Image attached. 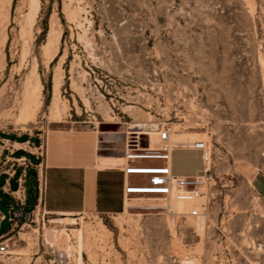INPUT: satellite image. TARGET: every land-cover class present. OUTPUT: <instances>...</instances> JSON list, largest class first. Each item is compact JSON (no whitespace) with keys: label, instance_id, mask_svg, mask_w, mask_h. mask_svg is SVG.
<instances>
[{"label":"rangeland","instance_id":"rangeland-1","mask_svg":"<svg viewBox=\"0 0 264 264\" xmlns=\"http://www.w3.org/2000/svg\"><path fill=\"white\" fill-rule=\"evenodd\" d=\"M37 1L38 10L31 0H0V135L38 133L45 145L58 135L72 154L90 130L100 156L120 158L136 131L165 126L212 151L202 219L152 208L170 201L148 197L129 201L124 213L121 199L109 216L48 213L83 228L84 264H264V0ZM52 26L61 38L50 63ZM37 81L40 109L25 124L24 96ZM140 147H150L148 136ZM138 154L148 165L155 153ZM203 169L200 152L175 153L176 174ZM28 186L32 209L37 184ZM72 228L46 222L11 232L8 224L0 242L10 239V253L0 262L48 264L54 248L70 250L76 264Z\"/></svg>","mask_w":264,"mask_h":264},{"label":"crops","instance_id":"crops-1","mask_svg":"<svg viewBox=\"0 0 264 264\" xmlns=\"http://www.w3.org/2000/svg\"><path fill=\"white\" fill-rule=\"evenodd\" d=\"M79 134L86 138V143L82 152L78 146L79 151L72 154L65 151L68 142H62L58 135H54L47 145L44 135L38 133L0 135V207L11 210V206L16 204L13 194L19 188L20 179H24L27 188L26 209L33 210L39 203L38 173L41 171L47 183L42 206L45 205L49 214L109 216L121 208V199L124 213L128 203L123 196L125 176L121 162H117L118 157L99 155L100 141L95 140L92 131L85 130ZM177 175L191 176L190 173ZM31 182L37 184L32 209L29 208L28 186ZM258 182L264 188L263 177ZM110 194L112 203L107 202ZM3 220L4 215L0 211V224Z\"/></svg>","mask_w":264,"mask_h":264},{"label":"built area","instance_id":"built-area-1","mask_svg":"<svg viewBox=\"0 0 264 264\" xmlns=\"http://www.w3.org/2000/svg\"><path fill=\"white\" fill-rule=\"evenodd\" d=\"M158 147L156 151H150V147L143 149L140 147V134H135L131 139L127 138L126 150L124 152L125 162L121 165L125 176L123 196L124 200L138 199L142 197L157 198L170 201L172 198L185 199L189 202L198 200L205 195V190L212 181L210 167L204 169L200 176H180L177 175L172 167V155L177 150H191L206 153L211 151L209 142L203 139L188 141L186 143L175 144L172 141V130L169 127H161L158 131ZM149 137V136H148ZM149 137V146H150ZM142 150V151H140ZM155 153L149 160L148 165H140L136 159L140 156L138 152ZM208 161V159L206 160ZM206 164H204L205 167ZM39 203L33 209H26L27 188L26 181L20 179L19 188L13 197L16 204L11 206L9 225L11 232L21 231L26 226L41 225L44 228L46 222H50L45 205L42 206L45 199L47 183L45 177L38 173ZM132 176L143 177L138 183H132ZM169 211L172 209L167 208ZM38 211V214H37ZM205 212V205L200 208H192L186 215L199 217ZM2 236L1 238H4ZM9 238H4L0 242V254H8ZM52 248V247H51ZM48 264H72V255L70 252L52 248V257Z\"/></svg>","mask_w":264,"mask_h":264},{"label":"bare ground","instance_id":"bare-ground-1","mask_svg":"<svg viewBox=\"0 0 264 264\" xmlns=\"http://www.w3.org/2000/svg\"><path fill=\"white\" fill-rule=\"evenodd\" d=\"M30 6L33 9H35V8L37 9L38 8V1L37 0H31ZM31 10L32 9H30V11ZM30 14H32V13H30ZM60 38H61V34L56 30V28L54 26H52V28H51V30L49 32L48 42L44 46V48H45L44 51H46L47 53H49V52L51 53L50 54V58H49V62L50 63L56 57V55L58 54V50H59L58 45L60 43L59 42L60 41ZM58 69H59V67H58ZM32 73H34V72H32ZM57 75L59 76V74H57ZM32 79L34 80V78H32ZM60 80L61 79H59V78H57L55 80L56 81L55 82L56 84H55V87H54L55 88V90H54V99H53V102H52V108H53V110H52V113H51L53 119L60 118L59 98H58ZM41 87L42 86H41L40 82H38V81H37V85L35 87H32V85L29 86V84H28V88H27L26 93H25V96H24L23 106H22V109H21L20 119H19L20 121H22L25 124L34 121V119H35V117L37 115V112L40 109L39 96L41 94ZM25 88H26V86H25ZM134 134H140V135L149 136L150 137V142H151L150 143V151H156V148L158 147V145H157L158 144V133H157V131H153V132H150L148 130H145V131H136ZM199 135L200 134H198V133L195 134V136H199ZM186 136H187V134L185 132H182V131H176L175 132L174 131L172 133V141L175 144H181V143H186L188 141H195V140H197V139H189L188 140L186 138ZM140 151H142V150H140ZM177 151H182V150H177ZM177 151H175L174 154L172 155V167H173V170H174V156H175V153ZM211 152L212 151H210V153L209 152H206V153L200 152L201 153L202 163H203V165L206 164L205 167H204V169L205 168L208 169L209 167L211 169V161H212V153ZM207 159H208V161H206ZM117 162H121L120 165H122L125 162L124 156H122V158H117ZM204 169L202 170V172L204 171ZM197 176H200V175H197ZM140 199H142V198L132 199V200H140ZM132 200L126 199V202L128 203L129 201H132ZM151 200H155L156 201V200H161V199L151 198ZM206 200L207 199H205V197H202V198H200L198 200L189 202V201H187L185 199L172 198L170 200V203L153 204V205H150V207H152V208H160V207H163L164 204H165V205H168L171 209L175 210V212L178 215H186L192 208H195V207L196 208H200V206L202 204H205L206 203ZM186 205H188V206H186ZM177 206H178V209H177ZM133 207H142V205L130 206V208H133ZM37 214H38V211H37ZM197 218L198 219H202V218H204V215H201V216H199ZM50 222L52 224L63 225L65 227L66 226H72L73 227L70 230H71V232L73 234L76 235V239L78 240V245L76 247L77 254H78V258H77L76 264H84V262H83V250H84L83 228H81V229L76 228V226L78 225V223H77V221L75 219H72V218L71 219L70 218H53V219L50 220ZM55 229H54V231H55ZM56 232L58 233L57 230H56ZM62 232H64V231H62ZM62 232H61V234H62ZM67 236H70V235L68 234ZM49 242L52 245H55V243L53 241H49ZM65 251L71 252L70 250H65ZM189 263L192 264L193 262H189ZM0 264H8V263H4V262L2 263V262H0Z\"/></svg>","mask_w":264,"mask_h":264},{"label":"water","instance_id":"water-1","mask_svg":"<svg viewBox=\"0 0 264 264\" xmlns=\"http://www.w3.org/2000/svg\"><path fill=\"white\" fill-rule=\"evenodd\" d=\"M0 211L4 215V220L0 224V228H4L9 224L10 213L5 207H0Z\"/></svg>","mask_w":264,"mask_h":264}]
</instances>
